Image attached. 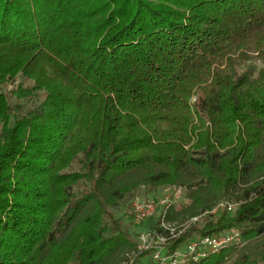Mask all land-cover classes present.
Returning a JSON list of instances; mask_svg holds the SVG:
<instances>
[{
	"label": "trees",
	"instance_id": "1",
	"mask_svg": "<svg viewBox=\"0 0 264 264\" xmlns=\"http://www.w3.org/2000/svg\"><path fill=\"white\" fill-rule=\"evenodd\" d=\"M164 188L205 220L162 256L264 264V0H0V264H156L123 219Z\"/></svg>",
	"mask_w": 264,
	"mask_h": 264
},
{
	"label": "built area",
	"instance_id": "2",
	"mask_svg": "<svg viewBox=\"0 0 264 264\" xmlns=\"http://www.w3.org/2000/svg\"><path fill=\"white\" fill-rule=\"evenodd\" d=\"M168 198H163L160 201H150L146 203H141L139 201H135L131 205V211L129 215L134 222V224H139L146 220L148 216L154 213L155 209L158 205H163ZM228 210H231V206H228ZM213 212H216L214 210ZM169 232V237H159L158 240L162 243L166 242L167 239H173L176 237V233H172L170 229L167 230ZM142 244L144 246L143 249H148L147 241H143L141 238ZM228 245H243L241 237L239 234L235 232L224 233L220 236L215 237H204L199 239L198 241L189 242L184 249V252L175 251L168 256H162L161 251L163 247H156L153 252L152 258L156 262V264H182L183 260L188 256H191L195 259L204 258L208 254L217 253L221 248H224Z\"/></svg>",
	"mask_w": 264,
	"mask_h": 264
},
{
	"label": "rangeland",
	"instance_id": "3",
	"mask_svg": "<svg viewBox=\"0 0 264 264\" xmlns=\"http://www.w3.org/2000/svg\"><path fill=\"white\" fill-rule=\"evenodd\" d=\"M164 197L168 198V201H166L163 205H158V207L155 209L154 213H152L150 216H148V218L146 220H144L143 222H141L139 224H135V225L130 223L129 212L131 211V205L133 202L139 201L141 203H146V202H150L153 200L160 201ZM186 203H187V200L184 198L181 190H173L170 188H164L159 192L158 196L153 197L149 200H142L141 198L134 199L130 204V207L128 210V217L124 218L123 220H126L129 222V224L131 226V231L133 234H139L138 235L139 240H141V238H142L143 241L144 240L147 241L148 249L156 248L159 246L164 247V245L166 246V242L161 244V242L157 238L156 231H152L150 229L151 223L153 224V222L158 221V226L155 227L156 229H164V230L170 229V231H172L173 234L175 232H177L176 235H180L181 233H183L185 230L189 229L193 225L199 226L204 222L205 218L199 217L200 215H198V217H196V218H192V219L188 218V219H185L184 221L176 222V223H173V222L170 223V222L166 221L165 216H164L166 214V212H168L170 209H172L174 207L180 208V205L184 207ZM219 203H221V202H219ZM218 205H217L218 206L217 209L221 210V209L227 207L228 203H226V205L225 204H221V205L218 204ZM223 205H225V206L223 207ZM230 206L232 207L231 211H233L235 208L234 205H230ZM215 208L216 207H214L210 211L211 215L214 213L213 212L214 210H217ZM231 211H228V212L230 213ZM142 246H144V245L140 243V248H143ZM242 246H244V244L241 245L240 247H242ZM143 250H145V249H143ZM162 255H164V252ZM143 264H149V263L147 260H145L143 262Z\"/></svg>",
	"mask_w": 264,
	"mask_h": 264
}]
</instances>
